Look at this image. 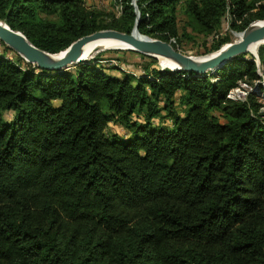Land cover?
I'll use <instances>...</instances> for the list:
<instances>
[{
	"label": "trees",
	"instance_id": "obj_1",
	"mask_svg": "<svg viewBox=\"0 0 264 264\" xmlns=\"http://www.w3.org/2000/svg\"><path fill=\"white\" fill-rule=\"evenodd\" d=\"M118 1L120 16L85 0H0V19L53 54L101 29L130 33L136 6L142 34L177 47L213 35L210 52L231 42L226 16L236 32L264 20V0ZM258 53L262 65L241 55L201 77L0 56V264H264V118L252 90L229 96L240 81L264 91ZM110 121L130 136H108Z\"/></svg>",
	"mask_w": 264,
	"mask_h": 264
},
{
	"label": "water",
	"instance_id": "obj_2",
	"mask_svg": "<svg viewBox=\"0 0 264 264\" xmlns=\"http://www.w3.org/2000/svg\"><path fill=\"white\" fill-rule=\"evenodd\" d=\"M133 4L136 5L135 0H133ZM135 11L137 19L130 33L116 29L95 31L73 41L64 50L65 53L59 57L56 56L58 53L53 54L35 46L21 31L12 29L1 19L0 41L16 51L26 61L42 69L64 71L91 58H80L83 47L90 41L102 38L115 39L129 45L130 47L127 49H132L149 56L170 58L178 66L177 70H185L198 77L208 75L239 56L251 52L250 50H252L255 44H258L257 46L264 44V20H257L243 31L236 32L241 35L240 39L223 45L217 50V53L202 57L193 56L183 52L169 41L151 38L139 32L138 21L141 16L137 6ZM258 49L259 47L251 52L256 57L257 62H259Z\"/></svg>",
	"mask_w": 264,
	"mask_h": 264
},
{
	"label": "rangeland",
	"instance_id": "obj_3",
	"mask_svg": "<svg viewBox=\"0 0 264 264\" xmlns=\"http://www.w3.org/2000/svg\"><path fill=\"white\" fill-rule=\"evenodd\" d=\"M85 2L87 6L94 9L103 10L108 15L114 14L116 16H120L122 7L120 1L118 0H85ZM178 13L181 17L184 16L183 11L181 9H179ZM229 21H230V17L228 15L222 21L220 34L221 37H230L231 42H234L239 38L238 35L236 34V31H233L229 28ZM214 41L215 39L213 35L208 37H202V36H198L195 33H192L190 37L182 38V41L179 44V48L183 52H186L193 56H197V57L205 56L215 52V51L210 52V48L212 47V45H214ZM260 46H257V48ZM251 52L243 54V56L248 58L250 57L249 55H252L254 57V55ZM92 54L89 60L93 59L94 63L98 62V65L108 70L110 74H114L118 76L122 75V73H127L139 77L145 74L144 70L146 67L158 68L159 70L171 69L161 66L159 57L149 56L132 49H127V47L106 46L104 48H100V50L98 49L97 51H94ZM0 56L6 59H10L12 61H16L17 57H19L20 55L13 49L12 50L6 49L5 45L1 44L0 41ZM254 59L256 60V57H254ZM258 61L260 64V60ZM260 65H262V63ZM249 87L250 86H248L247 84L245 85L243 81L242 82L240 81L239 86L231 89L229 95L230 97L233 98L246 99L248 97V92L252 90L255 93V97L257 98L258 102L261 104L259 112H261V114L263 115L262 117L264 118V91H261L257 85H254L253 87L251 86V88ZM180 94L181 93L179 92L175 96L176 99L175 105L177 110L180 113L184 114L186 113V106L180 101ZM212 113L221 122L225 121L223 112L221 110L214 109ZM12 116H13V112L5 113V117L8 120H10ZM154 122L156 124L163 123L167 127H172V121L170 118H156L154 119ZM130 133L131 132L129 129H127V127H125L120 123H115L113 121H110L106 127V134L108 136L117 135L120 138H126L130 136Z\"/></svg>",
	"mask_w": 264,
	"mask_h": 264
},
{
	"label": "bare ground",
	"instance_id": "obj_4",
	"mask_svg": "<svg viewBox=\"0 0 264 264\" xmlns=\"http://www.w3.org/2000/svg\"><path fill=\"white\" fill-rule=\"evenodd\" d=\"M237 35H238V38L240 39L241 35L240 34H237ZM257 45L258 44H255L252 47V50H250V51L256 50ZM106 46H112V47H127V48L130 47L126 43L117 41L115 39H103V38L102 39H97V40L90 41L89 43H87L83 47L82 56L80 58L81 59L89 58V57H91L93 55L92 53L94 51H97L98 49L100 50V48H104ZM64 53H65V51H62L61 53H58L56 56L57 57L62 56ZM215 53H217V51L213 52L212 54L210 53L208 55H213ZM208 55H205V56H208ZM199 57H202V56H199ZM159 58H160V64H161V66L167 67V68H171L170 70H177L178 66L170 58H165V57H161V56Z\"/></svg>",
	"mask_w": 264,
	"mask_h": 264
},
{
	"label": "built area",
	"instance_id": "obj_5",
	"mask_svg": "<svg viewBox=\"0 0 264 264\" xmlns=\"http://www.w3.org/2000/svg\"><path fill=\"white\" fill-rule=\"evenodd\" d=\"M230 96V95H229Z\"/></svg>",
	"mask_w": 264,
	"mask_h": 264
}]
</instances>
